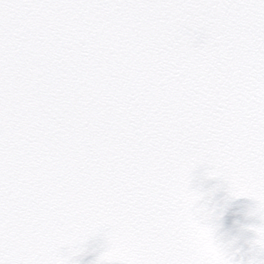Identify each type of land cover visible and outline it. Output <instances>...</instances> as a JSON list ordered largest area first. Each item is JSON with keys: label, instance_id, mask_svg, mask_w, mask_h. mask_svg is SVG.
<instances>
[{"label": "snow or ice", "instance_id": "1", "mask_svg": "<svg viewBox=\"0 0 264 264\" xmlns=\"http://www.w3.org/2000/svg\"><path fill=\"white\" fill-rule=\"evenodd\" d=\"M198 170L264 264V0H0V264H218Z\"/></svg>", "mask_w": 264, "mask_h": 264}, {"label": "water", "instance_id": "2", "mask_svg": "<svg viewBox=\"0 0 264 264\" xmlns=\"http://www.w3.org/2000/svg\"><path fill=\"white\" fill-rule=\"evenodd\" d=\"M192 184L204 193H211L210 196H205V201L207 208L213 213L212 222L216 227L217 240L234 241L233 251L239 249V255L248 254L249 242L254 238V233L250 229L260 223L259 219L248 210L249 207L254 208L250 204L252 201L243 197L231 199L226 191V185L216 179L205 178L199 171L194 174ZM223 201L230 203L232 207L226 206ZM222 207L227 210L231 208L236 210L232 216L224 219ZM104 245L105 241L101 237L91 239L84 246V252L75 259L78 264H94L97 257L104 251Z\"/></svg>", "mask_w": 264, "mask_h": 264}, {"label": "clouds", "instance_id": "3", "mask_svg": "<svg viewBox=\"0 0 264 264\" xmlns=\"http://www.w3.org/2000/svg\"><path fill=\"white\" fill-rule=\"evenodd\" d=\"M233 243L234 241H219L218 240L219 250L215 257L218 264H232V261L234 259Z\"/></svg>", "mask_w": 264, "mask_h": 264}, {"label": "bare ground", "instance_id": "4", "mask_svg": "<svg viewBox=\"0 0 264 264\" xmlns=\"http://www.w3.org/2000/svg\"><path fill=\"white\" fill-rule=\"evenodd\" d=\"M199 172H202V170H198ZM224 202V204L226 205V206H228V207H232L231 205H230V203H227L226 201H223ZM252 206H254V202L252 201V203H250ZM234 207V206H233ZM221 210H222V213H223V218L225 219V218H228V217H230V216H232L233 214H234V212H235V208H231V209H225V208H221ZM249 211H251L252 212V210H253V207H249V209H248Z\"/></svg>", "mask_w": 264, "mask_h": 264}]
</instances>
